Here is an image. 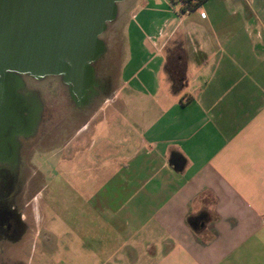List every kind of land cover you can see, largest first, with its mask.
<instances>
[{"label": "crops", "instance_id": "0c3cea01", "mask_svg": "<svg viewBox=\"0 0 264 264\" xmlns=\"http://www.w3.org/2000/svg\"><path fill=\"white\" fill-rule=\"evenodd\" d=\"M182 6L125 5L121 85L60 148L86 209L57 233L32 198L40 264H264V0Z\"/></svg>", "mask_w": 264, "mask_h": 264}, {"label": "rangeland", "instance_id": "374dc122", "mask_svg": "<svg viewBox=\"0 0 264 264\" xmlns=\"http://www.w3.org/2000/svg\"><path fill=\"white\" fill-rule=\"evenodd\" d=\"M131 1L135 0H124L117 4V13L114 20L106 24L105 31L99 37L102 42L101 52H103V56L96 64V77L100 81L108 78L104 82L105 85H109L105 100L113 95L121 85L120 70L125 57L124 30L130 12V8L125 7V5ZM28 82L31 84V88L37 91L44 106L45 118L42 121V129L47 134V148L55 143L61 145L71 141L75 129L87 120L88 115L82 118L73 111L75 105L69 101L68 89L57 78H47L41 81L32 79ZM105 102L103 100L96 101L93 108H104L106 106ZM72 141L74 142L75 139H72ZM55 150L48 149L47 154L37 160H33L30 173L21 180L23 189L16 203L18 204V211H23V221L26 224H31V228L35 229V225L40 220V204L38 199L32 200V198L37 196L39 191H42L45 197L48 194V197L50 196L47 206L50 209H48V217L53 219L50 223V230L52 229L59 233L60 230L56 228L57 225L63 222H71L70 224H72V222H78L81 217L75 215L77 219L74 220L75 217H72L68 210L76 213L75 209L78 207L86 209L85 200L81 199L76 189L85 186L84 182L87 180L83 178L89 168L91 169L92 164L88 160V156L75 161L74 164L72 160L61 161V159H59L58 163V159L55 158ZM78 176L80 178H77ZM45 181L46 184L50 182L47 188L45 187ZM43 208L45 209V207ZM58 208L60 209L59 212ZM31 228L20 243L0 244V264H40V239L37 236V231L34 232ZM32 253H35L34 257ZM49 259L51 260H47L46 264H72L70 260H57L56 262L55 257ZM74 263L87 264V261L80 260L77 262L75 260Z\"/></svg>", "mask_w": 264, "mask_h": 264}, {"label": "flooded vegetation", "instance_id": "af4514ba", "mask_svg": "<svg viewBox=\"0 0 264 264\" xmlns=\"http://www.w3.org/2000/svg\"><path fill=\"white\" fill-rule=\"evenodd\" d=\"M101 51L92 61L86 62L88 74L81 72L79 78L71 74L73 66L68 62L62 72L54 75L8 68L0 70V244H18L30 230L16 202L23 189L21 180L30 173L33 160L55 148V158L61 157L62 144L46 146L47 134L42 129L44 106L28 81L57 78L68 89L69 101L75 105L73 111L83 118L93 111L96 101H105L108 93L109 85L104 83L108 78L100 81L96 77V64L103 56ZM71 155L72 151L68 150V156Z\"/></svg>", "mask_w": 264, "mask_h": 264}, {"label": "water", "instance_id": "95a60500", "mask_svg": "<svg viewBox=\"0 0 264 264\" xmlns=\"http://www.w3.org/2000/svg\"><path fill=\"white\" fill-rule=\"evenodd\" d=\"M121 1L0 0V70L54 75L68 62L75 77L88 74Z\"/></svg>", "mask_w": 264, "mask_h": 264}, {"label": "trees", "instance_id": "16d2710c", "mask_svg": "<svg viewBox=\"0 0 264 264\" xmlns=\"http://www.w3.org/2000/svg\"><path fill=\"white\" fill-rule=\"evenodd\" d=\"M171 2V4H176L181 2V4L183 5L181 8V13H185L187 11H193L195 9H197L204 0H169Z\"/></svg>", "mask_w": 264, "mask_h": 264}]
</instances>
